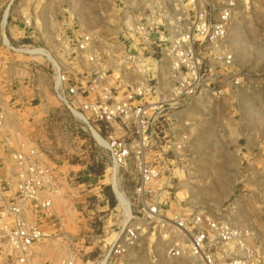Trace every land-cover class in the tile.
I'll list each match as a JSON object with an SVG mask.
<instances>
[{"label":"built area","instance_id":"1","mask_svg":"<svg viewBox=\"0 0 264 264\" xmlns=\"http://www.w3.org/2000/svg\"><path fill=\"white\" fill-rule=\"evenodd\" d=\"M247 3L128 0L121 23L123 72L97 66L71 78L55 65L57 100L91 133L109 158V170L130 169L135 175L132 205L119 214L124 220L112 230L105 264L124 258L148 235L166 259L264 264V237L240 219L241 213L167 211L162 200L177 159L189 149L188 132L176 128L182 112L207 107L208 99H221L246 85L229 39L232 23ZM10 7L3 25L8 18L15 22ZM21 19L29 28L30 21ZM3 46L23 55H44L29 45L17 50ZM77 53L98 65L89 36L78 41ZM21 141L8 130V111L0 100V264H32L50 230L63 225L53 209L56 174L37 147ZM61 264L75 262L66 258Z\"/></svg>","mask_w":264,"mask_h":264},{"label":"rangeland","instance_id":"2","mask_svg":"<svg viewBox=\"0 0 264 264\" xmlns=\"http://www.w3.org/2000/svg\"><path fill=\"white\" fill-rule=\"evenodd\" d=\"M127 1L0 0V100L8 111V130L18 133L23 144L37 147L59 181L53 209L63 225L50 230L32 264H61L66 258L100 264L112 230L124 220L108 180L109 158L55 97L53 69L57 65L71 78L97 66L123 72L121 23ZM247 1L229 39L246 85L221 99H208L207 107L182 112L176 128L188 132L189 149L177 159L162 200L167 211L241 213L240 219L250 221L264 237V0ZM17 3L29 28L9 18L7 24L1 22L6 7ZM11 7L9 16L15 19ZM84 36L90 37L98 65L78 56L77 43ZM3 42L15 50L29 45L44 55L16 53ZM115 173L128 208L134 172ZM153 242L148 235L111 264H191L166 259Z\"/></svg>","mask_w":264,"mask_h":264},{"label":"bare ground","instance_id":"3","mask_svg":"<svg viewBox=\"0 0 264 264\" xmlns=\"http://www.w3.org/2000/svg\"><path fill=\"white\" fill-rule=\"evenodd\" d=\"M115 176L116 175L112 172V174L110 175L108 180L110 181L112 190L115 193L119 203L122 205V207H124L126 205V199H125V197L122 195V193L117 188L116 177ZM100 264H105L104 260H102V262Z\"/></svg>","mask_w":264,"mask_h":264},{"label":"crops","instance_id":"4","mask_svg":"<svg viewBox=\"0 0 264 264\" xmlns=\"http://www.w3.org/2000/svg\"><path fill=\"white\" fill-rule=\"evenodd\" d=\"M11 15H13L14 16V14H16L17 15V17L15 18V19H13V21H15V22H19V23H21V17L19 16V14H20V8H19V4L17 3L16 5H12V7H11ZM22 25V24H21ZM24 27V26H23ZM52 82V81H51ZM49 88H51V87H49ZM37 249V248H36ZM39 254H42V253H40L39 252Z\"/></svg>","mask_w":264,"mask_h":264}]
</instances>
